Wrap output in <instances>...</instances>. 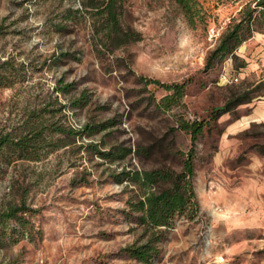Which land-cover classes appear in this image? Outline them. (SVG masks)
I'll use <instances>...</instances> for the list:
<instances>
[{"label": "rangeland", "instance_id": "rangeland-1", "mask_svg": "<svg viewBox=\"0 0 264 264\" xmlns=\"http://www.w3.org/2000/svg\"><path fill=\"white\" fill-rule=\"evenodd\" d=\"M104 1L0 0V136L44 127L67 144L0 171V211L32 209L30 235L0 240V264H264L262 10L234 56L211 61L256 0H116L112 36ZM248 90L250 103L217 115ZM195 121L193 141L181 125ZM118 148L131 152L118 159ZM191 153L197 206L147 228L131 203L149 187L122 173H180ZM154 234L151 262L131 257Z\"/></svg>", "mask_w": 264, "mask_h": 264}, {"label": "trees", "instance_id": "trees-1", "mask_svg": "<svg viewBox=\"0 0 264 264\" xmlns=\"http://www.w3.org/2000/svg\"><path fill=\"white\" fill-rule=\"evenodd\" d=\"M185 1H181L184 3ZM105 10L108 13L107 30L109 36L119 31V15L117 13L116 0H108ZM257 10H262L264 14V0H256L255 7L249 8L246 12V18L241 20L236 25L229 28L220 41L218 47L211 55V61L220 58L223 59L228 55L235 54L236 49L246 40L244 30H249L253 23V16ZM6 64H9L7 62ZM245 63L240 67H245ZM264 84V80L262 81ZM71 85H68L70 88ZM255 96L252 91L248 90L239 97H234L229 100L223 107L215 109L217 115H223L229 112L233 107L241 104L250 103ZM88 102V97L84 94L82 97L75 99L72 104L74 106H83ZM110 122H105L102 129H107ZM90 127L85 125L82 130H69L59 128L60 132L67 134L81 135ZM182 129L188 130L192 135V140L195 141L199 134L202 133L203 126L195 121L193 123H183ZM44 127L34 128L28 134L16 136L12 133H7L0 136V171L7 165L18 160H39L43 152L50 153L59 147L66 146L62 142L53 141L44 136ZM127 149H117L116 158L123 159L130 153ZM103 157H110L114 151L99 152ZM124 179L133 181L144 187H149L148 191L141 199L135 203H131V207L136 212H140V222L147 228L168 227L171 225L173 218L176 215H182L190 206H197L196 193L193 188L192 178L195 176V166L193 154H189L184 163L183 171L175 172L170 168H158L154 170L144 171H124ZM151 187H157V190H152ZM32 209L22 201L19 204H10L8 207L0 211V240L11 235V237H26L27 232L31 233L30 219L28 214ZM18 240V239H16ZM161 241V236L152 235L149 241L141 246H131L128 251L131 257L145 263L151 260L158 254L156 243Z\"/></svg>", "mask_w": 264, "mask_h": 264}, {"label": "crops", "instance_id": "crops-1", "mask_svg": "<svg viewBox=\"0 0 264 264\" xmlns=\"http://www.w3.org/2000/svg\"><path fill=\"white\" fill-rule=\"evenodd\" d=\"M260 38H261V39H260ZM260 38H259V40L263 41V43H264V35H263V37H260ZM262 49H263V47H262ZM261 51H262V50H261ZM263 55H264V54H263ZM209 196H211V195H209ZM210 202H212L211 199H210ZM210 202H209V203H210ZM205 205H206V203H205ZM218 205H221L220 202H218ZM225 209H226L230 214H232L235 210H237L236 206H235L234 203H232V202H227L226 205H225Z\"/></svg>", "mask_w": 264, "mask_h": 264}, {"label": "built area", "instance_id": "built-area-1", "mask_svg": "<svg viewBox=\"0 0 264 264\" xmlns=\"http://www.w3.org/2000/svg\"><path fill=\"white\" fill-rule=\"evenodd\" d=\"M218 31L216 30V28H212L211 31H210V35H211V38L213 37H217L218 36Z\"/></svg>", "mask_w": 264, "mask_h": 264}]
</instances>
